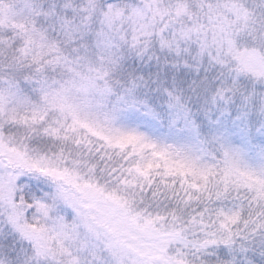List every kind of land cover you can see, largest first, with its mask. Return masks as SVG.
I'll use <instances>...</instances> for the list:
<instances>
[{"label":"snow or ice","instance_id":"1","mask_svg":"<svg viewBox=\"0 0 264 264\" xmlns=\"http://www.w3.org/2000/svg\"><path fill=\"white\" fill-rule=\"evenodd\" d=\"M0 264H264V0H0Z\"/></svg>","mask_w":264,"mask_h":264}]
</instances>
